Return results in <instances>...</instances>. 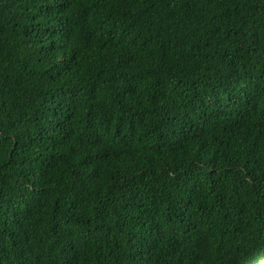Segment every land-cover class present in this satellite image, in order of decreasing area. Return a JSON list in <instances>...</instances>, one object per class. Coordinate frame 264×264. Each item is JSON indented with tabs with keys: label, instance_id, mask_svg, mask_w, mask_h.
<instances>
[{
	"label": "trees",
	"instance_id": "16d2710c",
	"mask_svg": "<svg viewBox=\"0 0 264 264\" xmlns=\"http://www.w3.org/2000/svg\"><path fill=\"white\" fill-rule=\"evenodd\" d=\"M264 0H0V264H259Z\"/></svg>",
	"mask_w": 264,
	"mask_h": 264
},
{
	"label": "rangeland",
	"instance_id": "374dc122",
	"mask_svg": "<svg viewBox=\"0 0 264 264\" xmlns=\"http://www.w3.org/2000/svg\"><path fill=\"white\" fill-rule=\"evenodd\" d=\"M259 264H264V259L260 260Z\"/></svg>",
	"mask_w": 264,
	"mask_h": 264
}]
</instances>
